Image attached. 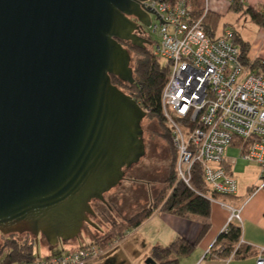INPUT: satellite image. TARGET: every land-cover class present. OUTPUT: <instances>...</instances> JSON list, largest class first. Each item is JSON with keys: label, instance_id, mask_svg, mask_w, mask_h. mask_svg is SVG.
Masks as SVG:
<instances>
[{"label": "water", "instance_id": "1", "mask_svg": "<svg viewBox=\"0 0 264 264\" xmlns=\"http://www.w3.org/2000/svg\"><path fill=\"white\" fill-rule=\"evenodd\" d=\"M143 1L0 0L1 234L79 238L145 155L148 112L112 82H135L119 40L145 48L129 18L151 25Z\"/></svg>", "mask_w": 264, "mask_h": 264}, {"label": "built area", "instance_id": "2", "mask_svg": "<svg viewBox=\"0 0 264 264\" xmlns=\"http://www.w3.org/2000/svg\"><path fill=\"white\" fill-rule=\"evenodd\" d=\"M151 25L160 39L153 53L168 62L170 75L162 92V110L178 152L176 176L191 185L195 164L204 169L212 192L238 193V181L228 166L237 159L226 157L236 138L252 139L241 157L260 167L264 189V74L245 66L234 43L233 26L212 38L205 26L208 0H146ZM149 39V38H148ZM149 112L147 109H145ZM204 195V194H202ZM207 196V195H206ZM212 202H218L208 196ZM229 209V221L241 224L242 209L221 202ZM103 248L91 240L63 254L39 258L34 264H86L98 260L118 245ZM257 264H264V246L257 247Z\"/></svg>", "mask_w": 264, "mask_h": 264}, {"label": "trees", "instance_id": "3", "mask_svg": "<svg viewBox=\"0 0 264 264\" xmlns=\"http://www.w3.org/2000/svg\"><path fill=\"white\" fill-rule=\"evenodd\" d=\"M229 7L230 11L240 14L241 16L239 15V17L248 16L253 23L264 28V7L261 10L249 7L242 0H230ZM220 17L221 14L211 12L205 18V26L212 38L220 36L216 31V24ZM234 43L240 48L242 63L245 66L250 65L253 70L264 74V62L258 59L250 62L248 57L250 43L245 41L236 30ZM130 46L136 55L133 68L135 82L133 84L126 83L116 76H112V82L121 90L133 96L144 109L149 111V116L158 119L165 129L163 132L164 137L170 139V128L166 123L162 110V92L170 75L169 64L166 61L162 62L161 58L154 55L151 46L145 48H138L132 44ZM234 141V144H239L242 150L248 149L250 144H252V139L236 138ZM174 151L176 153L174 159V171L176 173L178 152L175 148ZM166 184L168 186L166 190L163 191L160 197L153 200L151 206L136 213L126 224L117 228L113 227L109 231L101 233L100 236H91V242L103 248L111 247L115 240L121 242L126 237H129V233L133 229L148 220L157 210L183 218H190L191 216L202 217L204 219L203 228L197 240L190 241L185 237H179L167 246L156 245L150 250V256L158 264H180V259L184 256H189L196 249L199 241L210 227L209 218L212 212V201L208 196L215 199L230 196L210 190L205 180L204 169L198 163L194 165L192 170L191 187L184 181L177 180V176L174 173L169 176ZM241 235L242 229L240 225L235 222L229 223L227 229L219 234L211 247V255L217 254L216 256L222 258H244L253 253L257 254V247L241 242ZM3 236L5 241L0 248V264H34L40 258L35 250L36 242L33 235L29 233H12ZM221 247L222 250H220ZM111 250L103 257L105 259L108 257L113 262L114 259L111 258L112 255L110 254ZM63 251L65 252L66 250L63 248Z\"/></svg>", "mask_w": 264, "mask_h": 264}, {"label": "rangeland", "instance_id": "4", "mask_svg": "<svg viewBox=\"0 0 264 264\" xmlns=\"http://www.w3.org/2000/svg\"><path fill=\"white\" fill-rule=\"evenodd\" d=\"M213 1L215 4L219 2L217 6L218 8L216 9L224 13L221 15L218 23L216 24V31L218 34H221L223 29L229 26H235L238 29H243L244 34H247V31L251 30L250 27L252 26V23H249L251 21L248 16L240 18V14L230 11V0H208V13L213 12L211 11V6L215 9ZM152 18L155 19L154 16H152ZM238 18H240V20ZM244 20L248 21L246 24L247 29L242 27L245 22ZM146 33L149 38L148 46L153 47V45H156V42L159 41L160 37L158 33L154 31V28L146 27ZM130 54L132 57L131 64L134 68L136 55L132 50H130ZM162 62H164V60ZM141 125L144 130V139L146 144L145 156H143L139 162L133 164L130 168L125 169V176L121 183L105 194L106 199L116 202L115 205L122 211L121 215L109 217L106 222L101 221L100 218L97 217L93 220V222L96 223L98 227L86 224L82 230L83 234H81L79 238L68 242H59L55 246L48 244L47 239L43 235H40L38 237L39 242L38 244L36 243L35 247V250L39 254L40 258L45 259L47 257L60 255L63 252L64 247H80L89 242L91 240V236H100L101 233H105L113 227L117 228L126 224V222L136 213L151 206L153 200L160 197L163 191L166 190L168 187L166 184L167 179L172 173L176 175L174 171V159L176 157V153L170 141L171 138L168 139L164 137V127H162L158 119L149 116V113L142 120ZM233 148L234 149L231 151L228 149L226 150V156L238 158V163L235 164L234 171L236 175L235 177L238 181V189L240 193H243L242 185H244L245 180L240 178L241 172L245 170V166L247 164H255V162L242 159L240 155V147L238 148L237 146H233ZM146 181L150 182L146 183ZM246 191L248 193L249 189H246ZM213 204L216 203L213 202ZM100 206L102 205L98 200L92 202V208H94L95 211L98 210ZM112 212L114 213L115 210L113 209ZM164 214L165 213L162 212L161 215L153 217L146 225V228L140 231V234L147 236L148 241H152L151 244L154 242L156 243L157 239L158 241H164V243L171 242L170 224L168 223V220L163 218ZM187 222L194 225L192 219L190 218L187 219ZM84 233L90 237L88 238L84 235ZM3 235L0 233V248L5 241ZM130 240L131 236L126 237L119 243L117 242L118 245L116 246L118 247L115 246L116 248L114 247L115 249L113 248L110 252L112 255L111 258H117L116 264H145L148 257L144 258V255L137 257L132 254V248L135 249L134 247L136 245L138 246L139 241L135 244ZM126 244H129V246H126ZM136 249H138L139 254H141L142 249L139 247ZM195 250L189 256L182 257L180 259V264H191L194 257H196L195 254H197V252L195 253ZM220 250H222V247ZM100 261L103 264H111V260L109 258L106 260L104 257H101Z\"/></svg>", "mask_w": 264, "mask_h": 264}, {"label": "crops", "instance_id": "5", "mask_svg": "<svg viewBox=\"0 0 264 264\" xmlns=\"http://www.w3.org/2000/svg\"><path fill=\"white\" fill-rule=\"evenodd\" d=\"M243 3H245L246 6L260 10L264 7V0H244ZM218 4L219 2L217 4L214 3L213 5L215 6V9L214 7L211 6V11L223 15L224 13L222 11L216 9L218 8L217 7ZM240 18L238 19L240 20ZM244 21L245 22L242 27H244V29L245 28L247 29L246 24L248 21L247 20ZM249 23H252V26L250 27L251 30L247 31V34L243 33L244 32L243 29H238L235 26L233 27L245 41L250 43V51L248 54L250 62H254L257 59L264 62V28L259 27L252 21ZM233 146H237L238 148L240 147V149L242 150V147L239 144H233L232 146H229L227 149L231 151L232 149H234ZM232 158L237 159L236 161L237 164L238 163L237 157H227L228 160ZM234 166L235 164L232 166H228V169L232 174H234V176H236L234 171L235 169ZM259 176H260L259 165L256 162L255 164H247L245 166V170L241 172V177H240L242 178V180H245L244 185H242L243 193H240L238 189V193L236 195L226 198H220L218 202H215L216 204H213L212 202V212L209 218L210 227L207 230L206 234L199 241V244L197 245L195 250V253L197 252V254H195L196 257H194L191 264H257L256 253H253L244 258H231V257L222 258L214 254L211 255L210 249L215 243L219 234L222 232L223 228L228 224L229 221V214H230L229 209L223 206L221 202L242 209L243 221L241 224H238L242 229L241 242L253 247L264 246V189L258 188L261 183ZM246 189H249L248 193ZM161 213L162 212L159 210L155 211L148 220L143 222L139 227L133 229L129 233V236H131L130 241L132 243L137 244V242L139 241L138 246L136 245L134 247L135 249L132 248L133 251L132 254L136 255L137 257L144 255V258L145 257L147 258L150 256L149 253L151 248L156 245L167 246L171 242L178 239L179 237H185L190 241H195L199 238V235L203 228L204 219L202 217L191 216L190 219H192L194 223V225H191L190 222L189 223L187 222V219L189 218H183L169 213H165L163 218L169 221L168 223L170 224L171 238H172L171 242L164 243V241H158L157 239L156 243L154 242L153 244H151L152 241L151 242L148 241L147 236L140 234V231L146 228V225L153 217L159 216L161 215ZM126 246H129V244H126ZM138 247L142 249L141 254H139V250L136 249ZM69 248L70 247H64V250H67ZM100 259L91 260L86 264H103L100 261ZM113 259L114 260L113 262H111V264H116L117 258H113ZM106 260H108V257L106 258Z\"/></svg>", "mask_w": 264, "mask_h": 264}, {"label": "flooded vegetation", "instance_id": "6", "mask_svg": "<svg viewBox=\"0 0 264 264\" xmlns=\"http://www.w3.org/2000/svg\"><path fill=\"white\" fill-rule=\"evenodd\" d=\"M149 16H150V18L152 17V14L151 13H149ZM129 18L131 19V20H133L135 23H136V25H137V29H135V34H137L139 37H141V38H143V39H145V40H147V42H145L144 44H145V47H147L148 46V35H147V33H146V25L143 23V22H141L140 21V19L139 18H137L136 16H134V15H131V16H129ZM122 44H123V46L124 47H126L128 50H129V52H130V50L132 49L131 48V46L129 45V44H131V42L130 41H125V40H119ZM143 139H144V130H143ZM144 142H145V139H144ZM145 150H146V144H145ZM146 154V153H145ZM145 156V155H144ZM149 183L150 181H146V183ZM96 200V199H95ZM95 200H92L91 201V206H92V202L93 201H95ZM99 202H101V205L102 206H100L99 208H98V210H94L95 211V215L94 216H90V218L92 219V220H94V219H96L97 217H99L100 218V220L101 221H103V222H106V221H108V218L109 217H116V215H121V213H122V211H121V209L120 208H118L115 204H116V202H114L113 200H108V199H106L105 198V202H102V201H100V200H98ZM94 209V208H93ZM115 210V212L113 213L112 212V210ZM86 224H88V223H85L84 224V226L86 225ZM89 225H91V224H89ZM92 226V225H91ZM84 228V227H83ZM83 230V229H82ZM81 234H83L82 232H81ZM80 234V235H81ZM84 235L85 236H87L88 238L90 237V236H88V235H86L85 233H84ZM91 238V237H90Z\"/></svg>", "mask_w": 264, "mask_h": 264}, {"label": "bare ground", "instance_id": "7", "mask_svg": "<svg viewBox=\"0 0 264 264\" xmlns=\"http://www.w3.org/2000/svg\"><path fill=\"white\" fill-rule=\"evenodd\" d=\"M234 28V27H233ZM234 30H235V28H234Z\"/></svg>", "mask_w": 264, "mask_h": 264}]
</instances>
